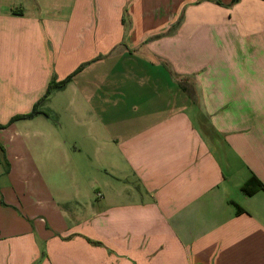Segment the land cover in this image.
Returning a JSON list of instances; mask_svg holds the SVG:
<instances>
[{"label":"crops","instance_id":"obj_1","mask_svg":"<svg viewBox=\"0 0 264 264\" xmlns=\"http://www.w3.org/2000/svg\"><path fill=\"white\" fill-rule=\"evenodd\" d=\"M252 178L264 0H0V264H264Z\"/></svg>","mask_w":264,"mask_h":264},{"label":"trees","instance_id":"obj_2","mask_svg":"<svg viewBox=\"0 0 264 264\" xmlns=\"http://www.w3.org/2000/svg\"><path fill=\"white\" fill-rule=\"evenodd\" d=\"M239 0H234V3L238 2ZM71 80V78L67 79L66 81L60 83V84H54V83H51L50 86H49V89L47 91V95L46 97H48L55 88L57 87H61V86H64L66 85L69 81ZM38 112L37 110H33V112L31 114H28V115H24V116H19L17 118H14L12 120V122L18 120V119H28V118H33L35 115H37ZM11 122V123H12ZM1 127H4V126H1ZM242 190L248 194V195H254L256 193H258L259 191L261 190H264V186L263 184L257 179V178H252L251 180H249L242 188ZM239 212H241V209L239 208Z\"/></svg>","mask_w":264,"mask_h":264},{"label":"rangeland","instance_id":"obj_3","mask_svg":"<svg viewBox=\"0 0 264 264\" xmlns=\"http://www.w3.org/2000/svg\"><path fill=\"white\" fill-rule=\"evenodd\" d=\"M172 33V32H171Z\"/></svg>","mask_w":264,"mask_h":264}]
</instances>
